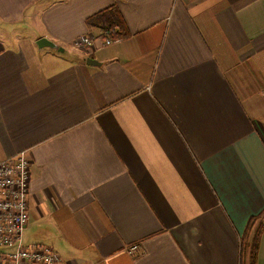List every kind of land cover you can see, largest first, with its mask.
<instances>
[{
	"label": "crops",
	"instance_id": "crops-1",
	"mask_svg": "<svg viewBox=\"0 0 264 264\" xmlns=\"http://www.w3.org/2000/svg\"><path fill=\"white\" fill-rule=\"evenodd\" d=\"M112 6L128 36L75 47ZM263 90L264 0H0V161L31 162L25 244L63 264H249Z\"/></svg>",
	"mask_w": 264,
	"mask_h": 264
},
{
	"label": "built area",
	"instance_id": "built-area-1",
	"mask_svg": "<svg viewBox=\"0 0 264 264\" xmlns=\"http://www.w3.org/2000/svg\"><path fill=\"white\" fill-rule=\"evenodd\" d=\"M109 30L102 35L86 33L73 41L75 47L89 51L98 42L110 45ZM264 92V90H263ZM31 162L25 152L0 161V264H63L62 256L46 244H25L24 232L29 223ZM138 243L129 248L136 255Z\"/></svg>",
	"mask_w": 264,
	"mask_h": 264
},
{
	"label": "trees",
	"instance_id": "trees-1",
	"mask_svg": "<svg viewBox=\"0 0 264 264\" xmlns=\"http://www.w3.org/2000/svg\"><path fill=\"white\" fill-rule=\"evenodd\" d=\"M87 24L89 26L99 28L100 35H102L104 30H109L113 38L128 36V30L126 28L124 19L122 18L116 6H112L103 12L89 17L87 19ZM256 219L257 218L253 219L252 221L254 222ZM263 228V223L258 222L254 235L252 236V240L248 241L246 235L242 239V253L245 254L248 251L250 259L249 264H256L257 262L259 239Z\"/></svg>",
	"mask_w": 264,
	"mask_h": 264
},
{
	"label": "water",
	"instance_id": "water-1",
	"mask_svg": "<svg viewBox=\"0 0 264 264\" xmlns=\"http://www.w3.org/2000/svg\"><path fill=\"white\" fill-rule=\"evenodd\" d=\"M37 45L41 48V47H45V46H49V47H52V48H57V49H60V50H63V48H60L57 44H55L53 41L49 40L48 38H45V37H42L40 38L39 40H37ZM87 63L88 64H99L98 61L92 59V58H88L87 60Z\"/></svg>",
	"mask_w": 264,
	"mask_h": 264
},
{
	"label": "rangeland",
	"instance_id": "rangeland-1",
	"mask_svg": "<svg viewBox=\"0 0 264 264\" xmlns=\"http://www.w3.org/2000/svg\"><path fill=\"white\" fill-rule=\"evenodd\" d=\"M21 27V26H19ZM9 30H13L14 28H8ZM25 235V241L26 242H32L33 241V231L30 230V228L28 227L27 230L24 232Z\"/></svg>",
	"mask_w": 264,
	"mask_h": 264
}]
</instances>
